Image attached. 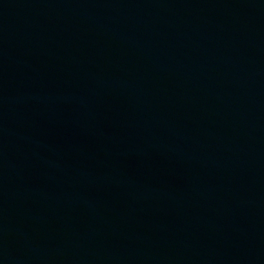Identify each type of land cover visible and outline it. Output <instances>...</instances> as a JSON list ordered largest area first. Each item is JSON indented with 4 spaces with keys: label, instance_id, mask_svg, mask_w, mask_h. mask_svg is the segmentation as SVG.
Listing matches in <instances>:
<instances>
[{
    "label": "water",
    "instance_id": "95a60500",
    "mask_svg": "<svg viewBox=\"0 0 264 264\" xmlns=\"http://www.w3.org/2000/svg\"><path fill=\"white\" fill-rule=\"evenodd\" d=\"M0 264H264V0H0Z\"/></svg>",
    "mask_w": 264,
    "mask_h": 264
}]
</instances>
